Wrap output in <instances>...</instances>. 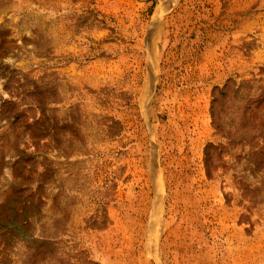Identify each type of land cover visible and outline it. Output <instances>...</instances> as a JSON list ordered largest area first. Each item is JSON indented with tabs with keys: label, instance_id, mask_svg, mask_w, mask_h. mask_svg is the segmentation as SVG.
Returning <instances> with one entry per match:
<instances>
[{
	"label": "rangeland",
	"instance_id": "rangeland-1",
	"mask_svg": "<svg viewBox=\"0 0 264 264\" xmlns=\"http://www.w3.org/2000/svg\"><path fill=\"white\" fill-rule=\"evenodd\" d=\"M0 264H264V0H0Z\"/></svg>",
	"mask_w": 264,
	"mask_h": 264
}]
</instances>
